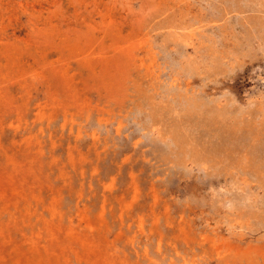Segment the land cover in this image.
<instances>
[{"label":"rangeland","instance_id":"obj_1","mask_svg":"<svg viewBox=\"0 0 264 264\" xmlns=\"http://www.w3.org/2000/svg\"><path fill=\"white\" fill-rule=\"evenodd\" d=\"M0 264H264V0H0Z\"/></svg>","mask_w":264,"mask_h":264}]
</instances>
